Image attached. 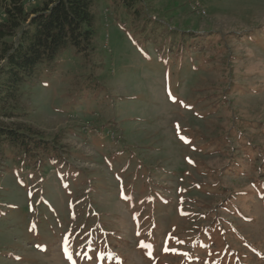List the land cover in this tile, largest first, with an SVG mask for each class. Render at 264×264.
<instances>
[{"label": "rangeland", "instance_id": "obj_1", "mask_svg": "<svg viewBox=\"0 0 264 264\" xmlns=\"http://www.w3.org/2000/svg\"><path fill=\"white\" fill-rule=\"evenodd\" d=\"M39 2L25 0L27 8L28 3ZM180 2L189 3L199 18V22L188 20L187 26H196L199 30L195 34L205 35L206 47L214 50L219 41L229 44L235 41L234 52L244 56L235 65L231 82L225 79L224 67L215 62L195 81L193 93L182 101L211 98L209 102H213L223 94L228 82L242 81L228 94L245 126L246 140L241 139L239 145L248 144L251 135L264 152V71L253 65L256 59L253 53L264 51L258 49L259 42L247 49L243 46L248 43L237 42L241 31L264 25V0H151L163 11L170 6L175 9V21L181 25L188 15L178 6ZM92 14L96 48L92 59L109 65L113 73L101 83L112 95L140 97L138 86L148 82L147 76L153 72L146 69L138 83L130 85V75L146 68L136 53L138 46L133 39L131 19L114 0H95ZM211 34L216 38H210ZM59 57L54 70L49 75L41 70L37 85L18 102L24 114L12 119L0 116V124L31 125L57 147L53 161L48 160L52 155L49 154L41 163L20 167L10 161L0 170V264H101L103 258L106 263L121 264L120 255L125 256L126 264H179L193 251L195 264H209L215 255L223 253L220 230L230 231L226 234L227 241L244 243L235 239L238 232L246 239L252 237V232L242 229V220L236 217L239 213H231L236 207L227 209L223 203L217 204V200L227 195L213 188L220 181L222 187L232 190L229 192L245 193L248 184L242 179L232 182V178L221 177L222 172L225 174L222 168L226 158L202 152L204 146L188 132L197 129L210 134L217 125L227 126L231 110L218 107L212 117L196 123L184 117L178 107L158 114L147 108L148 115L136 116L139 119L136 121L127 111L124 121H131L122 123L117 117L118 107L104 101L103 93L98 103L83 100L80 108L72 110L69 102L90 73V65L72 47L62 50ZM258 60L255 65L264 64L263 59ZM247 61L248 67L240 71L241 62ZM105 69L104 66L93 71L99 76ZM113 118L118 133L109 123ZM181 125L192 139L187 146L176 148L172 141L181 136L174 137L173 133H181ZM167 146L170 147L165 149ZM248 152L242 148L241 154ZM250 152L255 167L248 164L246 167L257 178L256 166L264 153ZM241 195L238 209L248 212L253 195ZM256 210L259 212L258 207ZM40 219L48 223L43 227L46 233L29 234L28 230L39 227ZM99 220L102 226L114 230L112 236L120 239L111 236L103 243H109L107 255L99 253L87 260L85 249L93 241L91 230ZM53 222L59 229L52 228ZM207 227L211 230L205 231ZM196 237L199 241L195 251L192 241ZM41 239L50 243L36 244ZM257 244L264 247L263 243Z\"/></svg>", "mask_w": 264, "mask_h": 264}, {"label": "trees", "instance_id": "obj_2", "mask_svg": "<svg viewBox=\"0 0 264 264\" xmlns=\"http://www.w3.org/2000/svg\"><path fill=\"white\" fill-rule=\"evenodd\" d=\"M114 1L124 7L127 16L131 19L133 39L136 47L138 46L136 53L146 63L145 69L142 68L130 75V85L138 83L146 69L147 72H153L152 76H147L148 82L138 86L140 97L122 98L123 95L120 94L112 95L109 88L101 83L104 77L112 76L113 73L109 65L103 62L95 63L92 59L96 52L92 14L95 0H40L39 3H28V8L25 0H0V116L12 119L24 114L18 107V102L29 93L31 87L37 85L41 70L44 69L48 75L54 70L59 63L60 52L68 47H72L75 53L81 55L90 65V73L84 77L76 97L69 102L72 110L80 108L83 100L98 103L101 101L100 93L105 95L104 101L111 102L113 107H118L117 117L122 121L127 119L124 118L127 111L134 115L135 121L139 120L136 116L144 114L147 116L149 112L147 108L158 114V111L174 110L178 107L184 113V117L187 116L196 123H203L205 119L212 117L218 107L225 108L227 112L231 110L232 113L225 127L217 125L210 134L197 131V129L188 131L195 137L194 140L197 143L204 146L202 152L204 151L209 156L217 154L226 158V163L222 168L225 174L222 172L221 177L225 175L232 178V182L242 179L248 184V191L245 193L229 192L232 190L222 187L220 181L213 185L214 189L220 191L219 194L227 195L217 200L219 202L217 204L223 203L227 209L236 207L231 213H239L236 217L242 220L240 224L244 226L242 229L252 232V237H250L251 240L246 239L244 234L238 232L235 239L244 241V243L227 241L226 234L230 231L220 230L218 235L222 240L223 253L215 255L209 264H264V247L257 244H264V158L257 160L259 162L256 166L257 178L251 176L246 167V164L255 167L253 163L255 160L252 159L250 151L260 154L263 152L262 145L257 143L254 136L249 135L250 138L246 141L248 144L240 147V140L245 139V126L243 118H239L238 111L233 106L231 98L228 97L232 88L242 83V81L234 84L230 82L235 73V65L244 56L234 52L232 45L235 41L230 44L227 41H219L214 50L209 46L206 47L208 40L205 39V35H196L199 29L196 26L192 28L187 26L188 20L199 22V18L189 3L180 2L178 4L179 7L185 9L184 12L188 15L187 21L180 25L175 21L177 11L171 6L163 11L152 4L151 0ZM209 37L216 38L213 34ZM243 41L248 43L243 48L247 49L250 45L255 46L259 42L258 49L264 51V25L241 31V35H237V42ZM255 52L253 53L256 55L255 64L259 61L258 59L264 61V58L259 57H263L264 54ZM215 62L224 67L223 70L227 73L225 79H230L223 94L213 102H209L211 98H188V100L185 98L187 101L183 102L184 96L193 93L195 81L201 75L206 74L207 67H211ZM249 64L250 61L241 62L242 70L240 71H244L243 68L248 67ZM255 64L253 65L259 71H264V64ZM104 66L106 67L105 72L96 76L93 69ZM129 89H132L131 86ZM91 95L93 98H87ZM109 123L111 128L118 133L119 129L114 124L117 123L115 118ZM183 129L181 125L179 128L181 133H173L174 137L177 134L184 137V139L176 137L174 141L171 140L176 148L181 145L187 146L189 139H192ZM168 147L170 146L165 149ZM56 148L54 142L45 138L42 132L31 125L13 122L0 124V170L4 169L5 164L10 161L20 167L30 166L33 162L41 163L45 155L49 154L52 155L48 157V160L53 161L57 155ZM242 148L249 152L241 154ZM225 191L228 192L225 193ZM241 194H251V197L253 195V198L249 200L252 202H250L251 209L248 212H241L238 209L237 204ZM42 207L47 209L46 206ZM256 207L259 208V212H256ZM38 211L39 209L36 212ZM39 223V227L28 230V233L45 234L43 227H47L48 223L41 219ZM98 223L91 230L93 241L88 243L85 249L86 256H84L87 260H90L89 257H96L99 253L107 255L109 252V243L107 245L103 243L114 235V230L108 226H102L100 220ZM52 228L59 229L54 222ZM204 230L210 231L211 229L207 227ZM99 232L103 234L97 235ZM112 237L116 240L120 239L117 236ZM257 238L260 240L257 241ZM198 241V237L192 241L195 251L198 250L196 246ZM45 243H50V240L41 239L36 244ZM110 245L113 244L110 242ZM193 253L194 251L187 253L186 258L182 259L179 264H195L197 261ZM100 262L109 264L104 261V258ZM118 262L126 264L125 256L120 255Z\"/></svg>", "mask_w": 264, "mask_h": 264}, {"label": "snow or ice", "instance_id": "obj_3", "mask_svg": "<svg viewBox=\"0 0 264 264\" xmlns=\"http://www.w3.org/2000/svg\"><path fill=\"white\" fill-rule=\"evenodd\" d=\"M181 139H184L183 137H181ZM37 247H40L39 245Z\"/></svg>", "mask_w": 264, "mask_h": 264}]
</instances>
